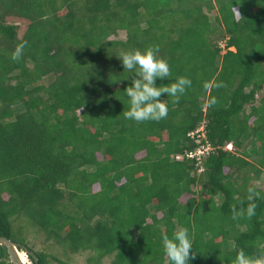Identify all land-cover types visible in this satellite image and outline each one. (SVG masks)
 Masks as SVG:
<instances>
[{
  "label": "trees",
  "instance_id": "1",
  "mask_svg": "<svg viewBox=\"0 0 264 264\" xmlns=\"http://www.w3.org/2000/svg\"><path fill=\"white\" fill-rule=\"evenodd\" d=\"M149 47L172 72L158 86H191L136 122L117 55ZM263 90L264 0H0V236L40 228L38 264H169L162 235L181 227L190 264L264 255Z\"/></svg>",
  "mask_w": 264,
  "mask_h": 264
},
{
  "label": "clouds",
  "instance_id": "2",
  "mask_svg": "<svg viewBox=\"0 0 264 264\" xmlns=\"http://www.w3.org/2000/svg\"><path fill=\"white\" fill-rule=\"evenodd\" d=\"M23 47L21 45L16 49L13 59L20 57ZM158 52L157 47H149L144 50L124 51L117 55L121 59L124 71L127 70V75L123 78H128L131 74V84L124 89V95L129 102V110L124 113V116L128 120L144 122L166 118L169 107L161 96L166 94L167 97L178 101L191 86V80L187 77H177L169 86L157 85L158 79L163 81L172 77L169 62L159 57ZM249 193L251 199L253 189H249ZM255 207V204L248 206L246 212L249 217L255 215ZM193 246V238L186 227L174 230L171 236L167 233L162 235L163 253L168 258L169 264H190V257H195V252L191 251ZM233 264H264V255L253 257L244 250H240Z\"/></svg>",
  "mask_w": 264,
  "mask_h": 264
},
{
  "label": "rangeland",
  "instance_id": "3",
  "mask_svg": "<svg viewBox=\"0 0 264 264\" xmlns=\"http://www.w3.org/2000/svg\"><path fill=\"white\" fill-rule=\"evenodd\" d=\"M23 28L25 26L23 25ZM120 37L125 38L126 33L124 31H121ZM232 50H235L234 48ZM224 51L223 53H225ZM262 96H264V90L258 95V99H260ZM264 181V176L262 177L261 180L255 181V185L257 187H260L263 185ZM27 234V242L30 244L31 247H33L35 250H43L44 248V243L46 241V235L43 231H41L40 228L38 227H30L29 229L26 230ZM63 250L59 249V247H53L51 246L48 249V252L57 254L59 257H61L63 260H66L67 257H65V254L62 252ZM93 252L91 251H85V252H80L77 254H72L71 256V262L74 264H89L87 262L88 257L92 254ZM114 258V255L107 256L104 259V264H109ZM54 264H61L58 262H53Z\"/></svg>",
  "mask_w": 264,
  "mask_h": 264
},
{
  "label": "flooded vegetation",
  "instance_id": "4",
  "mask_svg": "<svg viewBox=\"0 0 264 264\" xmlns=\"http://www.w3.org/2000/svg\"><path fill=\"white\" fill-rule=\"evenodd\" d=\"M19 244V250L23 259V261L26 264H38L39 263V258L36 255L35 251L30 249V244L28 243H22L19 241H15ZM32 252V253H31ZM0 262H2L3 264H13L12 258L9 254V251L7 249V254L1 255L0 256Z\"/></svg>",
  "mask_w": 264,
  "mask_h": 264
},
{
  "label": "water",
  "instance_id": "5",
  "mask_svg": "<svg viewBox=\"0 0 264 264\" xmlns=\"http://www.w3.org/2000/svg\"><path fill=\"white\" fill-rule=\"evenodd\" d=\"M0 245H3L8 249L13 264H26L21 257V253L18 248L19 244L17 242L8 237L0 236Z\"/></svg>",
  "mask_w": 264,
  "mask_h": 264
},
{
  "label": "built area",
  "instance_id": "6",
  "mask_svg": "<svg viewBox=\"0 0 264 264\" xmlns=\"http://www.w3.org/2000/svg\"><path fill=\"white\" fill-rule=\"evenodd\" d=\"M205 130V127H201L200 129H198L196 132H192V136H195L196 134L200 133L201 131H204ZM202 137H205V133L201 134ZM199 136V137H201ZM200 140V139H199ZM228 150H234V144L233 143H229L227 144V147H226ZM214 147L212 146V144L210 142L207 143L206 146L202 147V148H199L198 151L196 153L192 152L190 154H188V157H195V156H201V155H204L205 153L207 152H210L211 150H213ZM183 156H178V159H182Z\"/></svg>",
  "mask_w": 264,
  "mask_h": 264
},
{
  "label": "bare ground",
  "instance_id": "7",
  "mask_svg": "<svg viewBox=\"0 0 264 264\" xmlns=\"http://www.w3.org/2000/svg\"><path fill=\"white\" fill-rule=\"evenodd\" d=\"M21 256H23V255H21Z\"/></svg>",
  "mask_w": 264,
  "mask_h": 264
}]
</instances>
